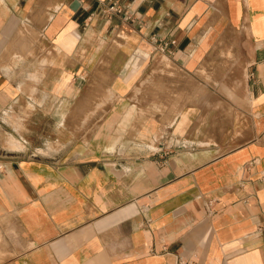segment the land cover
I'll return each mask as SVG.
<instances>
[{"label": "crops", "instance_id": "0c3cea01", "mask_svg": "<svg viewBox=\"0 0 264 264\" xmlns=\"http://www.w3.org/2000/svg\"><path fill=\"white\" fill-rule=\"evenodd\" d=\"M94 93L165 111L0 138V264H264V0H0L2 137Z\"/></svg>", "mask_w": 264, "mask_h": 264}, {"label": "rangeland", "instance_id": "374dc122", "mask_svg": "<svg viewBox=\"0 0 264 264\" xmlns=\"http://www.w3.org/2000/svg\"><path fill=\"white\" fill-rule=\"evenodd\" d=\"M161 58H163V56L158 57L153 63H151V67L166 68L165 65L167 63L161 61ZM140 96L147 97L148 94H130L125 103H121L118 107L116 103L118 98L116 95L108 93L106 95L104 94L103 98H101L100 93H94L93 107L92 109H87L86 112L84 109H77L76 112L74 110L70 112L69 109H50L46 110V113H43L42 111H34L30 114L33 117L32 121L34 124L28 126V134L35 143V149L34 147L29 148L27 144L26 146H12L11 139L13 138V140H16V138H18L17 135L21 133V126L19 125L14 126V130L4 134L3 137L0 135V138H4V141L6 142L5 146L8 148H23L26 152L31 153V151H33L37 155L53 156L60 152L69 151V147L70 151H84V148L86 147L87 150L93 149L94 152L97 153L102 147V144H106V141L101 142L98 140L100 139V121L102 118H123L132 116L156 118L164 114L165 109L159 107V105H164L162 102L152 104L151 108H141L138 100V97ZM102 99L104 101L103 106H101ZM61 115L65 117L64 123L61 125L55 124L54 122H56ZM43 116H48L52 119H47L45 124H40V120ZM117 127V125L114 126V132H117ZM56 139H60V143L55 141ZM108 143L109 147H113L117 142L116 140H110ZM26 147L29 148V150L25 149Z\"/></svg>", "mask_w": 264, "mask_h": 264}, {"label": "built area", "instance_id": "2783aa9c", "mask_svg": "<svg viewBox=\"0 0 264 264\" xmlns=\"http://www.w3.org/2000/svg\"><path fill=\"white\" fill-rule=\"evenodd\" d=\"M108 9L113 13H119L121 11L118 6H110Z\"/></svg>", "mask_w": 264, "mask_h": 264}]
</instances>
